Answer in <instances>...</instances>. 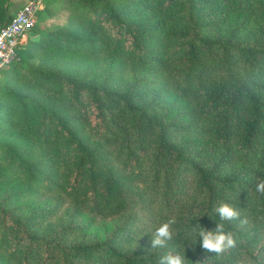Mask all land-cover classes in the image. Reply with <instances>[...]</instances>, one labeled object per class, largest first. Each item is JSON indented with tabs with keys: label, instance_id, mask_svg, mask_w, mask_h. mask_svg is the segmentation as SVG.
<instances>
[{
	"label": "trees",
	"instance_id": "16d2710c",
	"mask_svg": "<svg viewBox=\"0 0 264 264\" xmlns=\"http://www.w3.org/2000/svg\"><path fill=\"white\" fill-rule=\"evenodd\" d=\"M61 2L0 70V264H264V0ZM219 223L217 255L193 233Z\"/></svg>",
	"mask_w": 264,
	"mask_h": 264
},
{
	"label": "clouds",
	"instance_id": "9594fccd",
	"mask_svg": "<svg viewBox=\"0 0 264 264\" xmlns=\"http://www.w3.org/2000/svg\"><path fill=\"white\" fill-rule=\"evenodd\" d=\"M255 191L264 196V180L260 181L255 188ZM215 213L219 216L221 221H233L240 217V212L228 203H222L214 209ZM175 223L174 219H169L167 222L162 223L151 234L150 247L163 248L166 246L167 241L172 239L173 232L171 226ZM244 223V221H241ZM223 223L216 225L213 231H208L199 226V231L193 233V238L198 241L203 250L206 252L215 253L217 255L235 247L236 241L231 232L224 230ZM197 243H190L195 245ZM185 254H167L159 258V264H184Z\"/></svg>",
	"mask_w": 264,
	"mask_h": 264
},
{
	"label": "built area",
	"instance_id": "2783aa9c",
	"mask_svg": "<svg viewBox=\"0 0 264 264\" xmlns=\"http://www.w3.org/2000/svg\"><path fill=\"white\" fill-rule=\"evenodd\" d=\"M46 0H23L0 27V70L15 59L16 45L26 40Z\"/></svg>",
	"mask_w": 264,
	"mask_h": 264
},
{
	"label": "rangeland",
	"instance_id": "374dc122",
	"mask_svg": "<svg viewBox=\"0 0 264 264\" xmlns=\"http://www.w3.org/2000/svg\"><path fill=\"white\" fill-rule=\"evenodd\" d=\"M62 0H46L47 5L49 6L50 13H45L43 12H38L37 16V22L34 26H36L39 29H53L55 25H60L65 21L66 13L63 11L56 10V7H58L59 4H61ZM45 50H41L37 52V56L41 58L44 57ZM37 61V59H36ZM166 109V115L168 116V119L172 118H177L178 112L176 110L178 109H172L168 110ZM189 118H185L183 120H179L180 125H186V123L189 121ZM118 224L117 223H105L103 225H97V224H92L90 229H82L80 233H86L89 234L90 237L92 238H97L98 240H101L105 236V232H110L114 228H117ZM149 233L146 234L148 236ZM141 238H137L131 241V245L133 243H136L140 241Z\"/></svg>",
	"mask_w": 264,
	"mask_h": 264
},
{
	"label": "crops",
	"instance_id": "0c3cea01",
	"mask_svg": "<svg viewBox=\"0 0 264 264\" xmlns=\"http://www.w3.org/2000/svg\"><path fill=\"white\" fill-rule=\"evenodd\" d=\"M23 0H5V6L9 13L18 6Z\"/></svg>",
	"mask_w": 264,
	"mask_h": 264
}]
</instances>
